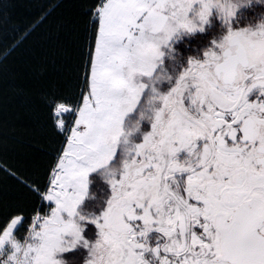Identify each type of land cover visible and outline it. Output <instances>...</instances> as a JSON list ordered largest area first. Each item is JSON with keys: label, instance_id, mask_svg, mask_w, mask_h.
<instances>
[{"label": "snow or ice", "instance_id": "obj_1", "mask_svg": "<svg viewBox=\"0 0 264 264\" xmlns=\"http://www.w3.org/2000/svg\"><path fill=\"white\" fill-rule=\"evenodd\" d=\"M70 3L82 32L31 73L42 163L9 162L0 118V264H264V0Z\"/></svg>", "mask_w": 264, "mask_h": 264}, {"label": "trees", "instance_id": "obj_2", "mask_svg": "<svg viewBox=\"0 0 264 264\" xmlns=\"http://www.w3.org/2000/svg\"><path fill=\"white\" fill-rule=\"evenodd\" d=\"M50 0H2L0 14V47L11 44L16 33L31 24L48 6ZM62 22L65 28H58ZM80 9L70 0H61V6L53 11L48 21L38 28L4 62L0 80L6 95L2 118L7 123L6 156L10 163L19 165L39 164L45 153L52 148L54 140L47 127L45 113L40 105L39 92L32 87L33 68L38 61L37 52L69 48L74 32H82ZM58 73L51 67L45 81L57 79ZM24 88L25 92L20 89ZM39 149V151L37 150Z\"/></svg>", "mask_w": 264, "mask_h": 264}]
</instances>
